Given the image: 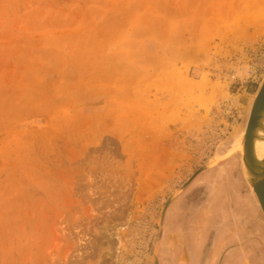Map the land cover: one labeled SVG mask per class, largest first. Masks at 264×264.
Instances as JSON below:
<instances>
[{"label": "rangeland", "instance_id": "rangeland-1", "mask_svg": "<svg viewBox=\"0 0 264 264\" xmlns=\"http://www.w3.org/2000/svg\"><path fill=\"white\" fill-rule=\"evenodd\" d=\"M263 78L264 0H0V264H219Z\"/></svg>", "mask_w": 264, "mask_h": 264}, {"label": "water", "instance_id": "water-1", "mask_svg": "<svg viewBox=\"0 0 264 264\" xmlns=\"http://www.w3.org/2000/svg\"><path fill=\"white\" fill-rule=\"evenodd\" d=\"M252 100V105L249 110L247 105L246 115L249 114L248 122L243 137V169L239 170L243 173L246 185L250 190L253 202H257V207L262 215L261 222H255L253 225L248 221L242 219L240 215H233L230 218L223 220L222 226L225 229L223 236H226V244L231 245L226 249L219 261V264H245L247 263V256L239 257L237 249H244V252H251L253 249L252 238L260 236L259 225H264V156L262 158L258 155L257 146L259 143L264 144V78L260 83L255 94L249 97ZM228 158V155L224 156ZM217 159L211 160L206 166L201 168L198 173L211 168L216 165ZM252 229V231L250 230ZM226 231H229L226 233ZM219 238L218 232L215 230L213 236L209 239L206 249L199 264H209L211 252L213 250L215 241ZM259 241L262 239L258 237ZM234 250V251H233ZM246 253V254H248ZM249 255V254H248Z\"/></svg>", "mask_w": 264, "mask_h": 264}, {"label": "flooded vegetation", "instance_id": "flooded-vegetation-1", "mask_svg": "<svg viewBox=\"0 0 264 264\" xmlns=\"http://www.w3.org/2000/svg\"><path fill=\"white\" fill-rule=\"evenodd\" d=\"M236 189V188H235ZM234 191H236V190H234ZM238 197V196H237ZM239 200V199H238ZM255 204V203H254ZM175 210V209H174ZM174 210H173V212H174ZM181 214V213H180ZM183 213L180 215V218L178 219V221H177V217H176V223L174 224V229H173V231H169L168 230V228H167V226H166V228H165V232H163L164 234H163V246H164V248H167V246H169L170 244H174V243H178L180 240H184V241H186V239L184 238V239H181V236L180 235H178V237L177 236H175L174 235V233L173 232H176L177 231V224H180L181 222L183 223ZM181 221V222H180ZM182 225V224H181ZM165 235V236H164ZM164 242H165V245H164ZM162 244L160 245V249H159V252H160V250H161V248H162ZM163 249V248H162ZM177 249H179V248H177ZM165 251H167V249H164ZM164 251V254H162V258H163V262L164 263H169V264H171L170 263V260L173 262V263H176L177 262V260H179L180 259V257H178V258H176L175 256H174V253H175V251H174V253L169 257V254L167 253V252H165Z\"/></svg>", "mask_w": 264, "mask_h": 264}, {"label": "bare ground", "instance_id": "bare-ground-1", "mask_svg": "<svg viewBox=\"0 0 264 264\" xmlns=\"http://www.w3.org/2000/svg\"><path fill=\"white\" fill-rule=\"evenodd\" d=\"M251 105H252V100L251 101H249V106H248V108H249V110H250V108H251ZM248 110V109H247ZM249 110H248V112H249ZM247 117H246V121H245V124H244V128H243V136L239 139V140H237V141H232L231 143L229 142V147L230 146H235V145H237V144H239L236 148L233 146L232 148L234 149L233 151H228L226 154H224V155H228L229 157H228V159H230L231 158V156L233 155V154H236L237 152H240L241 151V153H242V157H243V137H244V134H245V130H246V126H247V122H248V117H249V114H247L246 115ZM40 120V119H39ZM42 124H44L45 123V118H44V120H41L40 121ZM47 123V122H46ZM39 126H40V124H39ZM240 131V130H239ZM238 132V131H237ZM240 134V133H239ZM234 138H235V136H234ZM234 142V143H233ZM257 150H258V155H259V157L260 158H262L263 156H264V144L263 143H259L258 144V146H257ZM242 159V158H241ZM242 172L244 173V169H243V160H242ZM225 171V170H224ZM231 171V170H230ZM226 181V180H225ZM235 185V184H234ZM222 191H223V189H222ZM181 204H182V207L184 208V206H186L185 205V202H181ZM257 205V204H256ZM183 211H185V210H183ZM183 213V212H182ZM203 215V214H202ZM176 217H177V215H176ZM180 216L178 215V217H177V221H178V218H179ZM202 217V216H201ZM204 218H205V216H203ZM175 222H176V220H175ZM263 230V229H262ZM228 232V231H227ZM263 235V234H262ZM261 261V260H260ZM262 262V261H261ZM194 264H196V261H195V263Z\"/></svg>", "mask_w": 264, "mask_h": 264}, {"label": "crops", "instance_id": "crops-1", "mask_svg": "<svg viewBox=\"0 0 264 264\" xmlns=\"http://www.w3.org/2000/svg\"><path fill=\"white\" fill-rule=\"evenodd\" d=\"M175 212V211H174ZM176 217V216H175ZM202 237V236H201ZM199 244V243H198ZM240 257V256H239ZM251 264V263H250Z\"/></svg>", "mask_w": 264, "mask_h": 264}]
</instances>
